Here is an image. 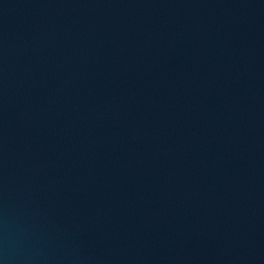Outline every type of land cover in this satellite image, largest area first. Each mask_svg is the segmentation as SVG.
<instances>
[{
  "label": "water",
  "instance_id": "1",
  "mask_svg": "<svg viewBox=\"0 0 264 264\" xmlns=\"http://www.w3.org/2000/svg\"><path fill=\"white\" fill-rule=\"evenodd\" d=\"M0 264H264V0H0Z\"/></svg>",
  "mask_w": 264,
  "mask_h": 264
}]
</instances>
